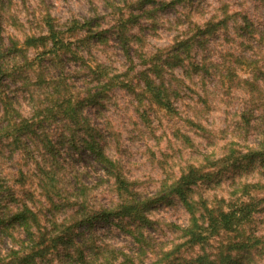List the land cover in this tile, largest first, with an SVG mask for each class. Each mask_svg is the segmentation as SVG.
I'll return each instance as SVG.
<instances>
[{
  "label": "trees",
  "instance_id": "trees-1",
  "mask_svg": "<svg viewBox=\"0 0 264 264\" xmlns=\"http://www.w3.org/2000/svg\"><path fill=\"white\" fill-rule=\"evenodd\" d=\"M183 1L187 0H138L142 10L139 16L152 18L157 6H175ZM106 4L118 9L120 3L106 0ZM224 12L223 20H211L197 32L188 30L186 37L177 36L166 50L152 54L141 50L143 37L131 30L137 21L133 13L120 19L119 30L95 27L92 19L61 23L46 14V33L26 36L22 43L0 36V264H53L55 254H63L64 264H104L111 256L119 255L122 264H145L150 255L156 258L148 264H264V235L248 228L259 205L250 193L255 185L236 188L241 195L235 200L212 202L202 196L196 200L193 190L202 181L212 179V167L218 164L232 170L241 165L238 162L244 156H264V135L244 155L231 148L232 153L224 158L205 156L202 164L188 165L178 177L168 174L155 191L148 192L137 187L118 157L108 153L111 143L120 142L109 118L102 120L109 94L118 87L133 91L140 101L145 99L147 108H154L157 115H178L174 96L179 97L184 80L175 75V70L189 65L190 71L210 72L206 61L195 62L194 52L204 46L203 37L227 24L232 15L228 10ZM237 27L250 31L248 21ZM109 31L116 38H110ZM112 39H116L129 64L123 75L94 54L108 47ZM238 61L253 63L245 56ZM80 70L86 75L78 79ZM224 79L229 87H239L237 81H241L237 71L229 68ZM254 79L264 80V73L260 78L254 72ZM249 84L257 88L255 83ZM10 85L28 93L31 116H24L19 109L18 96L6 93ZM147 108L141 115L147 128L153 129ZM80 151L90 153L101 167L97 181L88 182L91 172L70 162L69 157ZM18 152L38 155L33 176L44 201L26 189L29 176L16 159ZM9 164L16 172L8 169ZM104 191L108 194L105 201L100 198ZM177 203L188 212L189 222L166 224L174 237L168 247L151 235L156 223L152 215L160 206ZM37 204L47 207L48 212L44 214ZM62 209L66 217L60 220L56 215ZM101 219L117 220V225L133 238L136 250L122 252L94 244V221ZM197 248L200 251L195 255L183 256Z\"/></svg>",
  "mask_w": 264,
  "mask_h": 264
},
{
  "label": "rangeland",
  "instance_id": "rangeland-1",
  "mask_svg": "<svg viewBox=\"0 0 264 264\" xmlns=\"http://www.w3.org/2000/svg\"><path fill=\"white\" fill-rule=\"evenodd\" d=\"M112 1L120 3L118 9L110 7L106 0H0V36L7 41L15 39L22 43L26 36L46 33V14L61 23L92 19L95 27L119 30L120 19L125 20L133 13L137 21L131 30L143 37L141 50L152 54L166 50L177 36L186 37L188 30L197 32L198 28H204L211 20H223L226 14L224 11L228 10L232 16L226 21L227 24L219 25L215 34L203 37L204 46L194 52L195 62L206 61L210 65V72L190 71L189 65L186 69L175 70V75L184 80L180 85L179 97L174 96L178 115L170 116L163 112L157 115L154 108H147L145 99L140 101L133 91L118 87L109 94L111 98L104 109L102 120L109 118L120 142L118 145L111 143L108 153L121 160L131 180L137 181L138 188L148 192L155 191L168 174L178 177L188 165L202 164L205 156L224 158L232 153L229 151L231 148L238 151L236 153L246 154L264 135V80L254 79V72L260 78L264 73V0H187L175 6H157L152 18L139 16L142 10L138 8V0H127L125 3L123 0ZM246 21L249 23V33L237 29L239 24H246ZM108 34L110 38H116L112 37L111 32ZM134 46L141 47L137 43ZM94 54L119 75H123L129 67L116 39ZM243 56L250 57L253 63L239 62ZM136 61L140 63L139 58ZM228 68L237 71L241 78V81H237L239 87H229L228 81H225L224 75ZM80 71L78 79L86 75V71ZM249 82L255 83L257 88ZM137 90L139 88L136 86ZM6 93L11 97L18 96L19 109L24 116H31V100L25 90L10 85ZM146 108L151 113L153 129L147 128L142 118L141 113ZM243 112H247L244 117ZM2 115L3 104L0 99V121ZM8 152L7 148L6 154ZM80 153L70 156V162L91 172L92 176H87L88 182L97 181L102 172L101 167L90 153ZM33 157L20 152L16 154V159L29 176L26 189L33 190L44 201L37 178L33 176L34 159L38 155L33 154ZM250 158L248 155L240 158L238 163L241 165L232 170L221 168V164L212 167L215 172L212 179L194 186V196L196 200L202 196L209 202L221 198L235 200L241 195L236 188L242 190L245 184H254L250 193L257 202L259 200V205L251 216L248 228L264 235V156ZM7 166L16 172V169L11 168L12 164ZM103 193L100 198L105 201L108 194L105 191ZM36 207H40L44 214L48 212V208L40 204ZM63 211L66 212L62 209L56 215L60 220L66 217ZM152 218L156 223L151 235L156 241L163 240L168 247L172 246L174 237L168 232L166 224L172 222L186 225L189 222V214L181 203L158 207L153 211ZM117 222L103 219L94 221V244L116 251L134 252L136 243ZM74 238L78 241L76 236ZM213 243L217 245L216 241ZM199 251V248L186 251L183 256L190 257ZM63 258V254H55L53 264H64ZM155 258L148 256L145 264L155 261ZM109 259L104 264H122L123 258L119 255L118 258L111 256ZM98 262L103 264V261Z\"/></svg>",
  "mask_w": 264,
  "mask_h": 264
}]
</instances>
